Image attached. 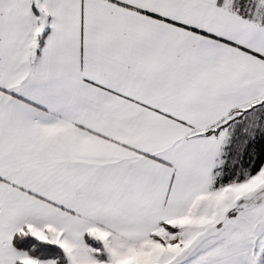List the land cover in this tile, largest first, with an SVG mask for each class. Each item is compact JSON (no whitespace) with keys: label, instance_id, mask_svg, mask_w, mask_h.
<instances>
[{"label":"snow or ice","instance_id":"1","mask_svg":"<svg viewBox=\"0 0 264 264\" xmlns=\"http://www.w3.org/2000/svg\"><path fill=\"white\" fill-rule=\"evenodd\" d=\"M0 264H264V0H0Z\"/></svg>","mask_w":264,"mask_h":264}]
</instances>
